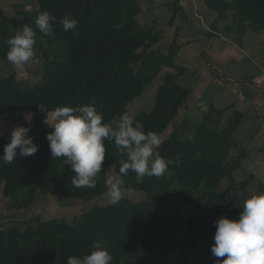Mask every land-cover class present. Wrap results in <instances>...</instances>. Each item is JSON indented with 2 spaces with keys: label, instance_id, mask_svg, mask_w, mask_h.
Here are the masks:
<instances>
[{
  "label": "trees",
  "instance_id": "16d2710c",
  "mask_svg": "<svg viewBox=\"0 0 264 264\" xmlns=\"http://www.w3.org/2000/svg\"><path fill=\"white\" fill-rule=\"evenodd\" d=\"M181 2H172L171 25L177 16L184 22L188 19ZM205 5L217 14L216 23L232 13L235 26L232 23L226 30L240 40L248 31L264 33V0H205ZM44 11L57 21L70 16L78 24L67 32L61 24H54V35L43 36L35 20ZM141 12L139 0H37L34 9L22 11L23 21L36 33L34 49L42 54L43 78L29 89L21 87L17 73L0 79V122L21 121L41 109L51 112L94 101L103 122L118 129L121 114L129 115L128 106L168 67L175 72L163 76L153 110L133 119L143 124L145 133L162 135L190 96V90L180 83L186 70L177 63L180 26L164 53L153 49L162 35L153 27L140 26ZM13 27L0 7V62L6 59V41L15 35ZM232 107L211 105L193 139L173 134L165 140L156 151L172 163L162 176L138 177L129 170L122 177V190L143 192L145 200L122 198L115 204L94 206L71 222L54 218L39 226L0 228V264H67L69 257L90 254L96 241L111 254V264H167L195 247L205 254L198 264H215L211 253L215 222L222 216L238 219L245 201L235 176L239 161H229L244 113L234 110L222 128L224 115ZM50 131L31 129L29 135L39 145L34 155H18L11 164L0 162V198L9 202L8 215L25 212L39 194L87 201L106 189L109 167L120 175L121 162L127 157L114 140H105V161L96 187L74 188L71 166L64 165L62 157H51L46 139ZM10 139L11 133L0 135V155ZM226 178L229 185L220 191ZM184 209L191 211L187 217Z\"/></svg>",
  "mask_w": 264,
  "mask_h": 264
},
{
  "label": "clouds",
  "instance_id": "9594fccd",
  "mask_svg": "<svg viewBox=\"0 0 264 264\" xmlns=\"http://www.w3.org/2000/svg\"><path fill=\"white\" fill-rule=\"evenodd\" d=\"M61 24L64 31L74 29L78 21L70 16L59 21L55 15L44 11L35 20L36 27L43 36L54 35V24ZM36 33L25 25L22 32L9 38L6 59L14 67L23 71L35 55ZM30 123V119L26 117ZM103 114L92 104L79 107H56L45 116L52 131L46 135L50 142L51 157L64 158V165H70L75 173L71 177L74 188H95L96 178L101 173L105 161V140H114L117 149L126 155L121 162L119 176H109L105 184L107 197L113 204L122 199L123 176L131 170L138 177L162 176L172 163L162 157L156 149L163 143L160 136L152 131L144 132L140 122L123 113L118 129L103 122ZM30 127L16 126L11 132L10 142L4 146L0 162L11 164L17 156L34 155L39 145L29 135ZM19 149V152H17ZM214 244L211 253L216 258L215 264H264V192L252 194L243 204L238 219L226 216L216 222ZM93 250L83 257H69L67 264H111L112 256L99 241L94 242ZM223 258V259H221Z\"/></svg>",
  "mask_w": 264,
  "mask_h": 264
},
{
  "label": "rangeland",
  "instance_id": "374dc122",
  "mask_svg": "<svg viewBox=\"0 0 264 264\" xmlns=\"http://www.w3.org/2000/svg\"><path fill=\"white\" fill-rule=\"evenodd\" d=\"M140 1L144 5L146 4L145 11L138 16L140 26L144 28H155V31L159 32L162 35V38L154 45L153 49H160L164 53H167L174 38L170 24L173 13V0H153L152 4H150L148 0ZM201 1L203 3L202 5H204L205 0ZM36 6L37 0H0V7L8 14L10 21L14 26L13 30L15 35L22 32V27L26 25L23 21L22 11L32 10ZM206 10H208L207 14H216L208 8ZM226 18L227 19L224 21L225 24L229 23L230 25L233 23L232 13H229ZM208 19L211 20L212 18L209 17ZM226 27L227 25L223 27V30H220V33H228ZM187 28L189 34L194 35L196 32V21L191 19ZM213 28L214 30L216 29L215 26ZM234 35V37L240 38L236 34ZM34 50L35 55L33 59L25 66L23 71L17 70L14 65L7 61V59H2L0 62V79L12 73H17L18 81L23 89H29L39 85L43 78L44 62L42 54L37 49ZM257 56L259 58L261 52L258 51ZM177 63L179 65L178 60ZM252 70L256 71L255 68ZM168 72L175 71L171 68L164 67L157 76V79L147 88L144 94L128 106L129 116L132 119L141 112L149 113L153 110L158 88L161 86L163 76ZM180 83L183 86H185V84L191 85V79L189 78L186 81L183 79ZM194 102V97H192L191 100L180 110L174 122L171 123L162 135H160L163 142L173 134H176L179 139H193L195 137L197 128L202 122L204 114L208 112L210 106L208 102H201L198 104V107L193 108L192 106ZM259 111L260 110L251 109L246 112V121L243 122L235 136V143L229 157L230 162H234L235 160L239 161V168L235 171V176L242 191L241 196L244 200L252 194L264 192V108L262 114H259ZM50 113L51 112L41 109L37 113L30 114L27 116L30 119V123L26 118L21 121L0 122V135L11 133L18 125L30 127V129L50 128L44 123L45 116ZM229 114H231L230 111L226 112L224 115L222 128L227 126L228 118L231 116ZM114 175L116 176L114 169L109 167L107 178ZM228 185L229 180L226 178L222 182L220 191L227 189ZM122 192V198L130 199L133 202H140L146 199V194L143 192L127 190H122ZM106 193L107 187L100 195L87 201L64 200L59 197H45L39 194L32 207L19 215H8L5 213L9 202L1 197L0 228L8 229L11 227H25L27 225L39 226L43 221L54 218L71 222L74 217H78L82 213L88 211V209L94 206H104L110 202ZM190 213V209L183 210L185 217ZM204 257L205 254L203 249L201 247H195L188 255L182 257L178 254L171 258L167 264H198L204 259Z\"/></svg>",
  "mask_w": 264,
  "mask_h": 264
},
{
  "label": "crops",
  "instance_id": "0c3cea01",
  "mask_svg": "<svg viewBox=\"0 0 264 264\" xmlns=\"http://www.w3.org/2000/svg\"><path fill=\"white\" fill-rule=\"evenodd\" d=\"M148 1L152 4L153 0ZM140 4L144 12L146 4L141 1ZM202 4L201 0H182L181 5L188 19L183 22L177 16L171 25L173 41L180 26L177 38V43L181 45L178 62L186 70L183 79H191V85L184 86L190 90L188 102L194 97L193 108L201 102H208L209 106L214 105L217 109L233 106L228 110L231 112L229 115L234 110L241 111L245 115V122L248 110H260L259 114L263 113L264 84L260 85L257 81L264 73V33L248 31L242 40L232 33L222 34L220 30L229 25L224 23L227 18L216 24L217 15L211 12L207 14L205 2ZM209 17L212 19L209 20ZM191 19L196 21L194 35H190L187 28ZM258 51L261 52L259 58Z\"/></svg>",
  "mask_w": 264,
  "mask_h": 264
},
{
  "label": "built area",
  "instance_id": "2783aa9c",
  "mask_svg": "<svg viewBox=\"0 0 264 264\" xmlns=\"http://www.w3.org/2000/svg\"><path fill=\"white\" fill-rule=\"evenodd\" d=\"M260 85L264 84V73L262 74V76L260 77V79L257 81Z\"/></svg>",
  "mask_w": 264,
  "mask_h": 264
}]
</instances>
